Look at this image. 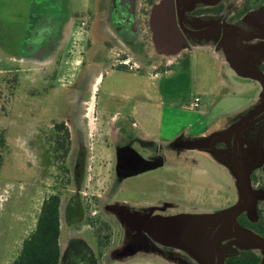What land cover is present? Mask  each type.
Listing matches in <instances>:
<instances>
[{
  "label": "flooded vegetation",
  "instance_id": "1",
  "mask_svg": "<svg viewBox=\"0 0 264 264\" xmlns=\"http://www.w3.org/2000/svg\"><path fill=\"white\" fill-rule=\"evenodd\" d=\"M248 6L258 7L244 11ZM262 8L264 0H97L94 16L100 28H93L103 40L102 47L106 49L112 66L131 71L138 69L140 64L150 66L157 63V72L151 77L160 78L169 67L186 59L193 45L190 36L199 35L196 32L217 23H228L264 33V13L254 17ZM81 24L87 25L84 21ZM204 33H209L211 43L216 44L223 42L228 33L245 36L228 28H213ZM113 48L120 53L114 52L117 49L113 51ZM130 52L139 60V65H135L137 62L130 57ZM91 55L87 64L80 60L76 81L68 82L63 89L64 95L68 88L63 106L49 102L48 107L42 109L35 103L41 111L32 114L37 140L32 153L38 164L34 176L38 179L40 175H45V166L59 168L58 177L49 184L53 190L44 196L38 213L39 216L49 196L59 195V264H107L113 257L128 258L130 253L138 251L140 245L146 243L170 250L172 247L155 242L146 233L130 230L123 221L124 216L131 213L147 218L196 213L200 205L177 170L184 168L190 158H196L195 155L191 157L190 152L201 149L216 160L230 165L227 157L230 158L232 152L234 128L244 124L246 118L230 122L224 128H231L229 135L222 134L216 141L207 139L214 133L198 134L195 130L200 129L195 124L180 126L176 135L168 139L165 135L168 126L162 132L159 121V134H156L143 123V116L147 112L138 110L135 105L131 107L122 98L113 104V108H108L106 116L102 115L100 119L93 93L97 84L93 80L98 73L94 62L104 60L100 48L92 50ZM238 67H242V63L239 62ZM247 70L253 76L259 74L261 78L255 79L264 85V60L249 66ZM86 75L89 80L93 78L92 81L85 82ZM151 84L154 85L153 82ZM151 84L142 85L138 94H133L131 99L125 97L126 100L138 99L139 105L148 106L150 96L147 89ZM155 87L159 98L163 99L166 86L162 83L159 87L155 84ZM49 88L54 89V84L51 83ZM49 93L48 97L51 96ZM157 102L162 107V101ZM261 123H264V117L243 129L237 137L236 151L240 160L244 158L242 147L246 130ZM198 137L201 138L194 139ZM27 146L31 147L30 144ZM100 147L111 152L105 161H100ZM214 151L224 159H218ZM254 156L258 157L259 154L255 153ZM100 167H104L105 172L100 171ZM169 168H174V173L162 172ZM154 172L160 173L155 175ZM48 177L51 178V175ZM138 178L143 179L144 183H137ZM256 178L254 175L255 182ZM257 213L255 221L249 219L247 212L236 218L234 229L219 241L217 248L220 254L216 255L215 264H226L228 258L240 251L221 253L222 246L236 244L239 236L235 226L262 237L242 223L244 220L257 222L262 209L257 207ZM218 224L208 227V236L211 237ZM87 231L95 240L91 245L84 239ZM122 236L127 237L126 241ZM119 242L123 246L121 250ZM196 263L200 264L198 261Z\"/></svg>",
  "mask_w": 264,
  "mask_h": 264
},
{
  "label": "rangeland",
  "instance_id": "2",
  "mask_svg": "<svg viewBox=\"0 0 264 264\" xmlns=\"http://www.w3.org/2000/svg\"><path fill=\"white\" fill-rule=\"evenodd\" d=\"M96 6L97 0H0V140H3L0 144V264H13L17 258L23 240L35 228L44 196L53 190L49 184L59 174L58 167L45 166V175L38 179L34 176L38 164L32 153V148L37 146L32 114L41 111L39 107L47 108L49 102L63 106L68 88L64 95L63 89L68 82H74V75L78 73L79 66L74 65L75 61L89 63L92 50L100 48L104 60L101 65L100 61L94 62L98 72L102 71L101 78L93 80L97 82L93 93L100 119L122 98L131 107L135 105L138 110H145L147 114L143 116V123L159 134V121L162 132L171 122L167 108L178 106L183 112L182 119L192 117L196 121L201 120L198 134L208 135L247 116L264 98V85L251 74L237 71L230 61H225L227 55L217 42L211 43L209 33L190 36L193 45L186 59L169 67L160 78L151 77L144 67L136 72L111 67L108 65L111 62L107 58L108 53L102 47L103 40L93 28H100L94 16ZM82 21L87 25L83 26ZM241 40L244 42L241 45L244 54L249 53L253 57L257 53L264 58L263 40L245 36ZM89 47L91 50L87 51ZM35 52L38 56H33ZM129 55L136 60L134 54L130 52ZM34 62L40 63L42 69L34 70ZM92 79L86 75L85 82ZM51 83L54 89L49 88ZM162 83L166 86L164 91H167L163 99L159 98L155 87V84L159 87ZM150 84L147 95L150 96L148 101L153 103L151 106L139 105L138 99L126 100L125 97L131 99L133 94H138L142 85ZM47 92L51 96L48 97ZM195 96L199 98V105L191 108ZM159 100L162 107L157 102ZM243 142V159L256 158L255 153L260 157L258 165L248 170L253 196L251 218L255 221L258 218L257 207L264 214V123L246 130ZM38 145H41L40 137ZM101 149L100 161H105L111 152ZM199 151L190 152L191 157L195 155L196 158H190L185 167L177 171L183 175L184 184L189 185L200 205L194 214L209 210L212 211L210 213H218L237 203L239 182L227 162L216 160L202 149ZM174 170L169 168L162 172L174 173ZM100 171L105 172V168L100 167ZM254 175L255 178L259 176L256 182ZM136 181L144 183L140 178ZM122 237L126 241L127 237ZM84 239L90 245L95 242L88 231ZM256 239L262 240L258 236ZM236 240V244L222 246L221 253L232 254L249 249L264 256L248 239L237 237ZM118 244L119 250L123 249L122 243ZM129 255L125 259L110 258L107 264H197L181 248L172 247L165 251L154 243L141 244L138 251Z\"/></svg>",
  "mask_w": 264,
  "mask_h": 264
},
{
  "label": "water",
  "instance_id": "3",
  "mask_svg": "<svg viewBox=\"0 0 264 264\" xmlns=\"http://www.w3.org/2000/svg\"><path fill=\"white\" fill-rule=\"evenodd\" d=\"M263 13L264 8L260 9L254 17L257 18ZM213 28L217 30L221 28H228L242 33L249 38L264 40L263 32L259 33L248 31L228 23H217L214 26H210L209 28L196 33L201 34ZM254 76V78H261V76L257 73ZM262 111H264V98L255 109L248 113L245 118V123L237 128H234V140L231 152L233 161L231 160V156L230 158L227 157V159L230 163V167L238 179L240 187V194L236 204H233L218 213L178 214L171 216L155 215L147 218L126 213L123 221L126 223L127 227L132 231L146 233L155 242L162 245L178 247L185 250L200 264H215L216 255L220 254L219 248H217L219 246V241L222 237L227 236V232L234 229L236 218L243 212H247L249 219L253 220L251 218V213L253 211V196L250 192L248 170L258 165L260 157L258 156L256 158H252L251 160L246 158L240 160L236 151V142L237 137L243 129L253 125L256 121L264 117V113L257 116ZM230 131L231 128L216 132L207 139L209 141H216L219 136L222 134H228ZM215 154L218 159H224L220 158L216 152ZM217 223L219 224L215 227L211 237L208 236V227ZM235 232L240 238L248 239L250 242H253L261 253L264 254V240H257V235L238 226H235ZM260 264H264V256L262 257Z\"/></svg>",
  "mask_w": 264,
  "mask_h": 264
},
{
  "label": "trees",
  "instance_id": "4",
  "mask_svg": "<svg viewBox=\"0 0 264 264\" xmlns=\"http://www.w3.org/2000/svg\"><path fill=\"white\" fill-rule=\"evenodd\" d=\"M248 6L244 11L257 9ZM3 140H0L2 145ZM2 156L0 154V167ZM243 225L264 239V214H259L257 222L244 220ZM60 222L59 195L49 196L43 203L34 230L23 240L21 249L13 264H59L60 259ZM261 255L254 250H240L238 254L228 258L226 264H258Z\"/></svg>",
  "mask_w": 264,
  "mask_h": 264
},
{
  "label": "crops",
  "instance_id": "5",
  "mask_svg": "<svg viewBox=\"0 0 264 264\" xmlns=\"http://www.w3.org/2000/svg\"><path fill=\"white\" fill-rule=\"evenodd\" d=\"M242 36H239V35H232L231 33L229 34H226L225 35V38H224V41L221 42V43H218L217 45L221 46V49L222 51L225 52V54L227 55V57L225 58V61L228 60L231 62L232 66L236 68L237 71L243 73V74H249L247 68L251 65H254V64H259L261 61L264 60V58L262 56H259L257 53H255V56H251L248 54H244V47H241V45L244 43L242 40ZM263 45V48H264V44ZM264 51V50H263ZM263 51H261V53L263 54ZM37 52H35L33 54V56H38L36 55ZM38 54H40L38 52ZM20 58V57H19ZM41 60V59H40ZM104 61H100V65L103 63ZM242 63V67H238V64L236 65V63ZM244 62V64H243ZM79 63L80 61H75L74 65L77 67L79 66ZM33 69L36 70V69H42V66L40 65V63L36 64L35 62L33 63ZM36 65V66H35ZM38 65V66H37ZM108 65H111V67H114L112 66V63H108ZM135 65H139V62H137ZM144 67L147 68V72L150 74H153L155 72H157L156 69V64L153 63V65H148V66H143L140 64V67ZM138 68V69H139ZM138 69H133L135 72L138 70ZM125 70V69H123ZM132 71V70H131ZM70 75L73 76V73H71ZM101 75H102V71L98 72L97 75H96V80H98L99 78H101ZM159 75V74H158ZM156 75V76H158ZM76 77V75H74V78ZM255 79V78H254ZM257 80V79H255ZM76 80L74 79V82ZM258 81V80H257ZM259 82V81H258ZM261 83V82H260ZM150 106L153 104V103H149ZM164 109V107H163ZM167 109H169V118H170V124H168V130L165 132V135L166 137H168V139H171L172 137H174L178 131V128L180 126H188L190 124H195L197 127H199V129L201 128V123L202 121L201 120H197L196 119H193L192 117L190 119H182V111L180 109V107L178 106H172V107H168ZM165 113V112H164ZM229 127H227L226 129L224 130H228ZM224 130H220V131H224ZM197 131V130H195ZM219 131V132H220ZM217 132V131H216ZM215 132V133H216ZM201 137H198V138H194L195 140L196 139H200ZM194 141V140H193ZM25 232V230H24Z\"/></svg>",
  "mask_w": 264,
  "mask_h": 264
},
{
  "label": "built area",
  "instance_id": "6",
  "mask_svg": "<svg viewBox=\"0 0 264 264\" xmlns=\"http://www.w3.org/2000/svg\"><path fill=\"white\" fill-rule=\"evenodd\" d=\"M198 105H199V98L195 96L193 98V101L191 102V108H196L198 107Z\"/></svg>",
  "mask_w": 264,
  "mask_h": 264
},
{
  "label": "bare ground",
  "instance_id": "7",
  "mask_svg": "<svg viewBox=\"0 0 264 264\" xmlns=\"http://www.w3.org/2000/svg\"><path fill=\"white\" fill-rule=\"evenodd\" d=\"M164 2V1H163Z\"/></svg>",
  "mask_w": 264,
  "mask_h": 264
}]
</instances>
